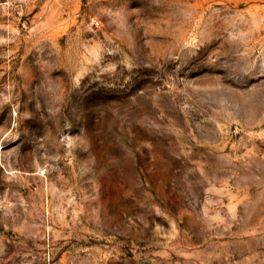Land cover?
<instances>
[{
  "label": "rangeland",
  "instance_id": "obj_1",
  "mask_svg": "<svg viewBox=\"0 0 264 264\" xmlns=\"http://www.w3.org/2000/svg\"><path fill=\"white\" fill-rule=\"evenodd\" d=\"M0 264H264V0H0Z\"/></svg>",
  "mask_w": 264,
  "mask_h": 264
}]
</instances>
